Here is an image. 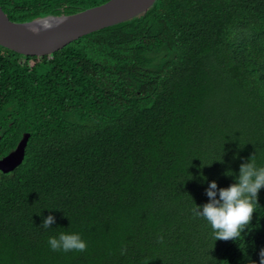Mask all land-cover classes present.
<instances>
[{
	"label": "trees",
	"instance_id": "16d2710c",
	"mask_svg": "<svg viewBox=\"0 0 264 264\" xmlns=\"http://www.w3.org/2000/svg\"><path fill=\"white\" fill-rule=\"evenodd\" d=\"M105 1L0 6L24 22ZM24 133L0 170V264H259L264 187L240 240L192 210L264 167V0H155L47 54L0 45V156ZM61 233L87 250L52 251Z\"/></svg>",
	"mask_w": 264,
	"mask_h": 264
},
{
	"label": "water",
	"instance_id": "95a60500",
	"mask_svg": "<svg viewBox=\"0 0 264 264\" xmlns=\"http://www.w3.org/2000/svg\"><path fill=\"white\" fill-rule=\"evenodd\" d=\"M155 0H107L78 12L12 21L0 6V45L23 54H47L92 31L129 20L147 11ZM0 156V170L8 172L22 161L28 139ZM1 137V134H0Z\"/></svg>",
	"mask_w": 264,
	"mask_h": 264
},
{
	"label": "clouds",
	"instance_id": "9594fccd",
	"mask_svg": "<svg viewBox=\"0 0 264 264\" xmlns=\"http://www.w3.org/2000/svg\"><path fill=\"white\" fill-rule=\"evenodd\" d=\"M229 170L226 175H231ZM264 187V167H257L255 159L250 156L248 162L239 166L237 182L226 188H217L215 181L209 182L206 195L209 202L197 206L192 210L193 215L203 217L213 230V241L240 240L242 232L250 226L253 213L258 205L259 190ZM217 191L219 199H217ZM53 216H47L41 226L45 229L53 224ZM162 240V238H161ZM48 244L52 251H77L87 250V243L78 233H61L57 237H49ZM122 250V254H123ZM259 264H264V249L259 253ZM255 264V262H253Z\"/></svg>",
	"mask_w": 264,
	"mask_h": 264
}]
</instances>
